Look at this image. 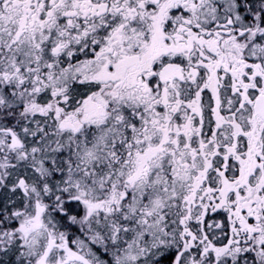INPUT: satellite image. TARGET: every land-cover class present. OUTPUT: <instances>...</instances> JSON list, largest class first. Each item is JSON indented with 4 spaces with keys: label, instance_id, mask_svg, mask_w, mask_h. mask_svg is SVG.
<instances>
[{
    "label": "snow or ice",
    "instance_id": "snow-or-ice-1",
    "mask_svg": "<svg viewBox=\"0 0 264 264\" xmlns=\"http://www.w3.org/2000/svg\"><path fill=\"white\" fill-rule=\"evenodd\" d=\"M0 264H264V0H0Z\"/></svg>",
    "mask_w": 264,
    "mask_h": 264
}]
</instances>
